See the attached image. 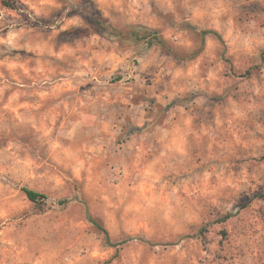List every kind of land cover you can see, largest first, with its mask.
Instances as JSON below:
<instances>
[{"label": "clouds", "instance_id": "1", "mask_svg": "<svg viewBox=\"0 0 264 264\" xmlns=\"http://www.w3.org/2000/svg\"><path fill=\"white\" fill-rule=\"evenodd\" d=\"M0 264H264V0H0Z\"/></svg>", "mask_w": 264, "mask_h": 264}]
</instances>
